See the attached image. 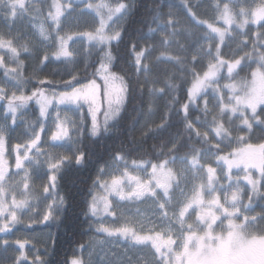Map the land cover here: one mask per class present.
Returning <instances> with one entry per match:
<instances>
[{
	"label": "rangeland",
	"instance_id": "rangeland-1",
	"mask_svg": "<svg viewBox=\"0 0 264 264\" xmlns=\"http://www.w3.org/2000/svg\"><path fill=\"white\" fill-rule=\"evenodd\" d=\"M211 1L210 10L214 13L222 0L221 3ZM231 5V14L224 19L221 15L225 12L214 15L211 24L208 18L204 22L199 17L195 19V26L211 30L213 37L204 36L197 49L198 55L208 56L210 65L202 77L194 79L187 104H194L195 98L205 99L210 94L215 95L211 99L216 104L221 103V91L210 90L209 84L213 83L223 90L225 111L224 120L216 119L219 122L215 128L207 124L196 128L199 140L207 143L206 149L196 154L184 153L170 161L149 162L148 166L131 160L121 162L129 171L132 168L148 171L147 177L144 172L134 173L138 181L142 182L143 178L149 181L146 188L141 189L130 178L125 180L126 174L115 176L120 173L119 161L105 169L99 168V183L89 200V213L95 219L94 231L82 244L84 248H80L79 257H70L66 264H227L231 257H238V251L229 252L228 241L222 238L231 230L233 236L247 232L244 223L256 218L251 212L258 209L264 192V162L257 161V156L264 152V139L261 143L245 135L236 142L234 139L243 133L238 131L243 126L251 129L259 124L264 128V113L256 118L261 109L264 112V72L263 68L256 71V66L261 64L255 66L253 60L249 80L230 82L231 60L219 58L218 43L224 40L216 37L219 32L224 34L225 28L232 27L235 21H241V17L249 19L253 9L257 22L264 20V0H233ZM121 6L112 8L107 0H0V70L3 71L0 75V129L6 136L10 134L8 125L16 123V106L27 99L21 96L23 91L19 86L24 81L19 56H40L42 62L48 59L59 64L75 58L86 47L96 49L97 46L101 51L105 46L106 52L130 12L127 10L123 15ZM182 20H169L172 32L178 23L183 26ZM163 29L158 30L163 36L170 33ZM211 45L215 58L214 53L205 52ZM101 62L90 83L85 80L61 92L57 102L50 94L53 86H46L39 93L36 103L40 135L33 146L40 144L41 135L45 133L52 135L50 140L57 144L64 142L69 133L62 123H58L56 129H49L58 118L66 122L70 132L76 130L65 117V107L83 106L93 117V125L90 123L88 128H93L94 135L119 117L126 101V85L119 75L111 73L104 58ZM234 92L244 96L241 103L231 104ZM184 107L182 110L186 111ZM199 134L206 136L204 140ZM214 135L224 141L223 148L215 143L218 140ZM261 135L264 136L263 131ZM206 139L209 142H205ZM3 145L0 141V146ZM21 147L15 148V152ZM37 152L33 164L55 163L56 151L49 146L44 145ZM243 159L247 163L245 169L239 164ZM32 169L28 167L0 189V229H3L0 238L4 240H0V251L16 249L18 263L43 255L52 231L29 233L25 228L41 225L49 215H56L61 200L53 193V173L49 174L45 187L34 181L29 173ZM53 169L47 167L48 172ZM126 183L128 186L124 185ZM36 207L38 211L32 213ZM40 216L43 217L39 219Z\"/></svg>",
	"mask_w": 264,
	"mask_h": 264
},
{
	"label": "trees",
	"instance_id": "trees-1",
	"mask_svg": "<svg viewBox=\"0 0 264 264\" xmlns=\"http://www.w3.org/2000/svg\"><path fill=\"white\" fill-rule=\"evenodd\" d=\"M107 1L112 8L123 5L120 8L123 15L127 10L130 12L115 38L110 41L106 52L105 46L99 48L101 51L97 46L96 49L86 47L75 58L59 64H53L48 59L42 62L40 56H19L18 65L22 67V80L24 79L19 86L23 91L21 96L27 99L24 98L16 106L20 121L15 127H9L19 142H37L38 135L34 138L32 136L38 133L40 126L36 103L39 93L46 86H53L50 94L57 102L61 92L71 90L85 80L90 83L92 76H96L95 72L100 66L99 62L102 63V58L110 65L111 73L119 75L124 81L126 101L119 117L107 124L100 134L94 135L93 128H88L93 117L88 111L86 113L83 106H79L75 107L78 113L68 110L65 112L66 119L72 126H76L77 134L76 130L70 132L63 120L62 125L69 133L63 143L51 144L48 133L41 135V142L37 146L43 148L45 145L55 150V163L38 165L32 178L46 187L48 176L53 173V193L62 202L60 200L56 215H49L41 225L24 228L29 233L49 229L48 231H52V238L43 255L36 256L35 260L26 259L18 263L16 249L10 248L0 251V264H66L70 257H79L80 248H84L82 244L88 241L94 231L92 222L95 219L89 213V200L95 195L94 190L99 183V168L128 160L148 166L149 162L170 161L184 153H200L206 149L207 143L199 140L196 128L206 124L216 126L219 122L216 119L225 118L223 97L219 104L213 100L214 94L205 99L199 96L194 99V104L188 105L187 100L189 93H192L194 79L202 77L210 65L207 62L208 56L204 58L198 55L197 49L202 45L204 36L213 37L211 30L195 26V19L199 17L203 21L208 18L211 24L214 22V15L225 12L221 15L224 19L227 14H231L233 0H222V3L221 0H216L221 6L218 9L215 7L214 13L210 10V5L213 4H210L211 0ZM253 11L254 9L249 19L241 17V21H235L232 27L225 28L224 34L219 32L217 37L214 35L219 41L224 40L218 43L219 58L231 60L230 64L227 63L229 69H232L228 73L230 82L249 80L253 60L255 66L260 63L259 67H262L264 63V20L258 23ZM178 18L184 19L183 26L178 23L177 29L172 32L168 22L177 21ZM159 29L170 33L163 36L158 32ZM213 50L211 45L205 52L214 53ZM1 73L2 70L0 75ZM209 85L210 90L221 91L223 95L222 89L213 83ZM29 96L31 98L28 99ZM234 98L233 95L232 99ZM23 104L24 107H21ZM183 106L186 111L182 110ZM263 113L261 109L256 118ZM49 129L56 128L52 125ZM251 129L241 127L238 131L243 133L234 142L245 135L249 140L255 139L261 143L264 128L257 124ZM200 136L202 139L206 137L202 134ZM216 140L223 141L220 137H216ZM205 142L209 140L206 139ZM257 159L260 163L261 160L264 161V152ZM240 163L247 166L244 159ZM47 167L54 169L48 172ZM126 176L125 180L130 178L138 183L131 172ZM138 184L136 187L141 189L140 182ZM37 211L36 207L32 213ZM21 214L24 215V212ZM41 217L43 216L39 219ZM2 231L0 229V233ZM0 240L4 242L3 239Z\"/></svg>",
	"mask_w": 264,
	"mask_h": 264
},
{
	"label": "flooded vegetation",
	"instance_id": "flooded-vegetation-1",
	"mask_svg": "<svg viewBox=\"0 0 264 264\" xmlns=\"http://www.w3.org/2000/svg\"><path fill=\"white\" fill-rule=\"evenodd\" d=\"M17 120L18 117L16 118V125L18 124ZM37 135L36 132L32 137ZM15 139L16 135H13V132L8 138L5 132L0 129V141L4 143L3 146H0V189L4 188L11 178H16L19 173L22 174L30 166L32 168L35 166L29 172L30 174L33 175V172L37 171V164H33V156L38 154V146H33V142L30 140H26L24 143ZM20 147L21 151L15 152V148ZM9 152L12 153V156H9ZM10 196L14 197L13 195ZM255 215L257 216L256 219L245 223L248 227L247 232H242L236 236L227 232L222 238L228 241L229 252L238 251V257H231L227 264H264V217L260 216L259 213H255ZM241 245L246 246L240 248Z\"/></svg>",
	"mask_w": 264,
	"mask_h": 264
},
{
	"label": "crops",
	"instance_id": "crops-1",
	"mask_svg": "<svg viewBox=\"0 0 264 264\" xmlns=\"http://www.w3.org/2000/svg\"><path fill=\"white\" fill-rule=\"evenodd\" d=\"M256 71H258V70H256ZM243 98H244V96L240 97V96L237 95V96L235 97V100H236L237 103H238V102L241 103V101H242ZM242 105H244V104L242 103ZM242 105H241V106H242ZM243 107H245V106H243Z\"/></svg>",
	"mask_w": 264,
	"mask_h": 264
},
{
	"label": "snow or ice",
	"instance_id": "snow-or-ice-1",
	"mask_svg": "<svg viewBox=\"0 0 264 264\" xmlns=\"http://www.w3.org/2000/svg\"><path fill=\"white\" fill-rule=\"evenodd\" d=\"M119 35V34H118ZM134 47V46H133ZM138 55V54H137Z\"/></svg>",
	"mask_w": 264,
	"mask_h": 264
}]
</instances>
